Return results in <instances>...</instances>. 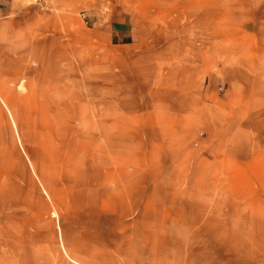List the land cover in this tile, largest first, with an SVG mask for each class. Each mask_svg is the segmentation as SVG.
Here are the masks:
<instances>
[{
  "label": "rangeland",
  "instance_id": "1",
  "mask_svg": "<svg viewBox=\"0 0 264 264\" xmlns=\"http://www.w3.org/2000/svg\"><path fill=\"white\" fill-rule=\"evenodd\" d=\"M0 264H264V0H0Z\"/></svg>",
  "mask_w": 264,
  "mask_h": 264
}]
</instances>
